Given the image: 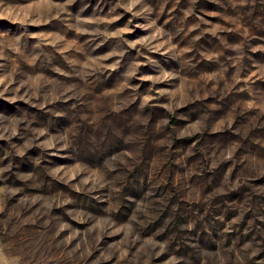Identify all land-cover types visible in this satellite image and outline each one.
<instances>
[{"label":"rangeland","instance_id":"1","mask_svg":"<svg viewBox=\"0 0 264 264\" xmlns=\"http://www.w3.org/2000/svg\"><path fill=\"white\" fill-rule=\"evenodd\" d=\"M0 264H264V0H0Z\"/></svg>","mask_w":264,"mask_h":264}]
</instances>
